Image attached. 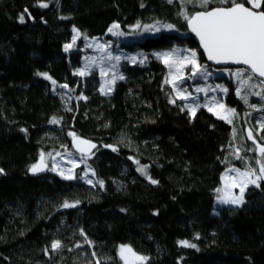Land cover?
Masks as SVG:
<instances>
[{"label": "trees", "instance_id": "trees-1", "mask_svg": "<svg viewBox=\"0 0 264 264\" xmlns=\"http://www.w3.org/2000/svg\"><path fill=\"white\" fill-rule=\"evenodd\" d=\"M227 6L219 0L206 8L183 0H0V264H123L121 245L147 257L145 264H264V179L247 189L242 206L216 207L228 168L259 167L264 100L252 92L261 90L239 88L234 73L241 68L207 65L179 15L185 8L192 14ZM138 21L174 30L121 42L120 49L197 51L202 69L217 73L228 89L233 123L206 107L194 116L184 110L165 83L168 67L151 56L144 65L123 62L125 79L108 95L97 73L78 74L82 41L65 51L75 31L110 41L113 24L132 34ZM259 82L253 77L250 84ZM70 133L98 149L90 157L74 153ZM67 151L86 160L91 183L64 179L50 166L31 175L42 156ZM138 165L158 183L139 174ZM65 201L78 203L63 208ZM56 240L62 246L53 251Z\"/></svg>", "mask_w": 264, "mask_h": 264}, {"label": "snow or ice", "instance_id": "snow-or-ice-1", "mask_svg": "<svg viewBox=\"0 0 264 264\" xmlns=\"http://www.w3.org/2000/svg\"><path fill=\"white\" fill-rule=\"evenodd\" d=\"M172 3L173 0H168ZM211 0H183L185 5L192 4L194 7L199 6L201 8H206ZM220 4H227V7H216L214 9L199 11L189 14L187 9L180 12L181 15L187 22L193 33L199 37L200 44L203 47L204 52L209 60L214 61L216 64H235V65H245L246 69H238L235 71V77L240 81V89L248 87L250 89L255 87H261V92H264V0H219ZM250 5V7L245 5ZM47 4H41V7H47ZM27 11V9H25ZM21 23H24V16L19 17ZM159 24V22H157ZM157 24L144 25V32L160 31V27ZM136 28H140L141 25L139 21L135 25ZM164 28L169 31L174 30V25L167 24L163 25ZM118 24H113L109 29L113 35H123L121 32H114L113 29H118ZM79 36V32H77ZM75 43V38L73 39ZM71 44L65 45V51L71 48ZM99 47L104 48V45ZM178 50L154 53L153 55L161 59L164 64L169 69L170 79H166L165 83H171L173 88L176 89V79L183 75V69L185 66L190 65L192 69V75L195 76L200 72L201 65L197 59V52L195 50H184L187 54L184 56H175L174 53ZM143 56V53L140 54ZM108 59L119 60L120 57H112L109 55ZM133 63L136 62V57L130 58ZM143 63V60L140 61ZM115 67V65H113ZM103 71V69H101ZM245 72H248L245 78ZM79 75H84V72H79ZM202 76L210 75L205 69L204 72L200 73ZM38 76H42L44 79L51 80V77L47 73H37ZM254 76L262 78L259 85L250 84ZM119 79H124L121 75ZM52 84L55 85L56 81L52 80ZM60 87H67V85H60ZM220 91L227 93L228 89L217 85ZM238 89L237 95L244 101L245 104L248 103L247 96L241 95V91ZM197 92H205L204 88H197ZM261 92H252L253 95L260 96L261 100H264V95ZM177 96L180 99H188L189 95H186L183 90L177 89ZM174 102V101H173ZM256 108V105H251ZM218 108L221 110L217 112L218 118L226 120L231 123L230 117L235 116V109L227 108L225 109L224 104H218ZM192 115H195V106L190 108ZM211 110V109H210ZM52 123H58V121L53 118ZM261 129H264V123L260 125ZM22 131H26L22 129ZM75 138L74 133H70ZM248 138L253 139L252 132H248ZM80 144L87 145L88 149L94 148L95 145L88 141H79ZM259 152L262 157H264V146L257 145ZM116 149L113 148V151ZM78 151H84L78 147ZM241 157L237 154V159ZM47 166L43 162V156L41 157V162L31 166L30 171L36 174L40 171H44ZM55 170V168L50 169ZM140 171L145 173V169L141 168ZM230 172H235V176H229L227 173L224 175L225 188L217 189L218 192L223 191V196L220 197L219 202L222 204H230L234 206H242L244 204V193L245 189L249 184H254L259 187L257 181L264 179V163H260L257 175V170L249 169L248 171H240L239 169L232 168L229 169ZM4 170L0 169V173ZM252 177H255L253 179ZM64 179H74L72 171L69 170L67 175H63ZM149 179H151L149 177ZM152 183H158L156 180H151ZM91 183V180L88 181ZM98 183L103 184L102 181ZM239 189V194L234 195L233 189ZM77 203H69L65 201L62 204L63 208H74ZM91 243V241H89ZM185 247L195 248V244H191L188 241L180 242ZM61 242L59 240L53 241L51 244V249L56 251L61 248ZM79 247V245H77ZM120 258L124 261V264H145L147 257L138 255L135 253L130 246L121 245L120 246ZM95 255V253H93ZM97 264L99 262L97 261Z\"/></svg>", "mask_w": 264, "mask_h": 264}, {"label": "rangeland", "instance_id": "rangeland-1", "mask_svg": "<svg viewBox=\"0 0 264 264\" xmlns=\"http://www.w3.org/2000/svg\"><path fill=\"white\" fill-rule=\"evenodd\" d=\"M118 24V23H115ZM119 25V24H118ZM143 26L141 25L140 28H133L132 34H125L119 25L118 29H113L114 32L118 31L123 33V35H113L112 32H109L113 40L110 41H103L98 38L95 39H86L82 37L80 34L77 36V31H75L74 38H75V43H71L72 47L69 48L67 51L73 50L76 47H78L79 43L82 41L83 43V50L85 51V54L83 56V64L82 67L80 68L81 72H84V75L81 76H91L93 73H97L100 77L101 80V88L100 91L103 95H108L112 93L116 87V85L123 81L125 79L124 74L120 70V66L123 62H129L131 64H146L148 63V57L151 56L156 60H159L164 64V62L157 58V56L153 55L154 53H159V52H167V51H173V50H178L174 53L175 56H184L187 53L184 51L188 48H183V47H173L171 49H165V50H155L152 53H145L143 51L137 52V53H130V52H125L120 49V43L121 42H132L135 41L139 38H143L145 36H152V35H157L163 32H172L169 31L168 29L164 28L163 25H157V27H160V31H152V32H144L143 31ZM112 27V26H111ZM100 45H104V48L99 47ZM190 50V49H189ZM197 52V51H196ZM143 53V56L140 54ZM116 57L119 56L120 59L117 61L115 59H108V57ZM135 56L136 57V62L133 63L132 60L130 59L131 57ZM143 60V63L140 61ZM115 65V67H113ZM103 69V71H101ZM204 72V70L200 69V72H198L195 76L192 75V69L190 65H187L183 69V75L178 77L175 81L177 88L174 89V93L177 96V89L183 90L186 95H189L188 99H180L184 101L185 104L183 105V109L187 110L188 112H191L190 108L191 106H195V111L200 108V107H206L208 110H210L212 113H214L217 116V112L221 111L218 108V104H224L225 109L227 108H232L230 107L227 102H226V97L227 93H224L220 91L219 88H217V85L224 86V82L218 80L216 78L217 73L214 72H208L210 75L207 76H202L200 73ZM228 72V71H227ZM226 71L221 72V76H226L228 75ZM123 76L124 79H119V76ZM245 74V78H246ZM167 79H170L168 76ZM238 82V83H237ZM236 83L239 85L240 88V81L236 78ZM170 84V83H168ZM172 86V84H170ZM259 85V83L257 84ZM173 87V86H172ZM204 88L206 91L205 92H197V88ZM256 89L261 90V87H256ZM65 91V90H64ZM261 108V107H260ZM233 109V108H232ZM192 113V112H191ZM218 117V116H217ZM231 123L234 122L235 116L230 117ZM257 151V164L264 163V157L261 156L259 153V149ZM75 153V152H74ZM45 163L50 166V169L55 168V170H52L53 172H56L57 174H60L61 176L67 175L68 171L71 170L72 174L74 175V179H81V180H86L89 181L91 179H88V176L92 174V171L89 169V166L86 162V160H78L74 154L70 153V151L67 152H62L61 154L58 153L57 155H48L43 158ZM83 167L82 169H80ZM141 168L145 169V173H142L140 171ZM236 168L237 167H231L228 168L222 175V190L225 188V181H224V175L227 173L230 177L235 176V172H230L229 169ZM259 169V167H258ZM257 169V175H259ZM240 171H244L239 169ZM137 171L139 174L144 176L145 178L149 179L150 174L148 172L147 167H144L142 165L137 166ZM151 178V177H150ZM255 179V177H252ZM72 179V180H74ZM149 180H152L149 179ZM262 180V179H261ZM257 181L259 182L261 181ZM251 186H256L254 184H249L248 187L245 189L244 193V201H246L245 194L248 188ZM233 194L238 195L239 194V189H233ZM223 196V191L219 192L218 198L216 200V207H223V206H233L230 204H222L219 202L220 197ZM245 203V202H244ZM190 243V242H189ZM182 245V244H181ZM120 249V247H119ZM120 256V255H119ZM121 259V258H120ZM122 263L124 264V261L121 259Z\"/></svg>", "mask_w": 264, "mask_h": 264}, {"label": "water", "instance_id": "water-1", "mask_svg": "<svg viewBox=\"0 0 264 264\" xmlns=\"http://www.w3.org/2000/svg\"><path fill=\"white\" fill-rule=\"evenodd\" d=\"M213 9H214V8H213ZM187 28H188V32H189L190 36H191V37L197 42V44H198V49H199V51L202 53V55L204 56V59H205L207 65H209V66H211V67H213V68H215V69H229V68H241V69H246V68H247V66H245V65H235V64H216L214 61L209 60V59L207 58L206 53H205L204 50H203V47H202L201 44H200L199 37H197V36L195 35V33H193V32L191 31V29H190V27H189V25H188V22H187ZM254 77H255L257 80H259V81L262 79V78H260V77H258V76H254ZM79 141H88V140H85V139H82V138H75V139H73V141H72V144H71V145H72V149H73V151H74L76 154H78V155H80V156H82V157H90V156H92V155L96 152V150L98 149V147H99V145H98L97 143H93V142L88 141V142H90L91 144H94V145H95L94 148L88 149L87 145L80 144ZM252 141H253V139H252ZM78 147L81 148V149H84V151H83V152H82V151H78ZM259 153H260V152H259ZM40 162H41V160H40L38 163H40ZM43 162H44V164L47 166V167L45 168V170H44V171H40V172H38V173H36V174H33V173L31 172V175H32V176H34V177H39V176L44 175L46 172H48L49 167H48V165L45 163L44 160H43Z\"/></svg>", "mask_w": 264, "mask_h": 264}]
</instances>
